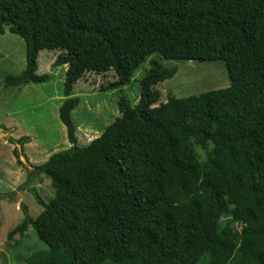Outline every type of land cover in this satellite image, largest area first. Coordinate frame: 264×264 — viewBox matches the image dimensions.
I'll list each match as a JSON object with an SVG mask.
<instances>
[{
    "label": "trees",
    "instance_id": "16d2710c",
    "mask_svg": "<svg viewBox=\"0 0 264 264\" xmlns=\"http://www.w3.org/2000/svg\"><path fill=\"white\" fill-rule=\"evenodd\" d=\"M5 29L25 44L24 70L5 87L49 80L40 51L67 66L58 117L69 149L26 166L18 146L29 138L9 139L26 184L42 176L55 195L46 203L30 188L42 211L23 209L7 235L31 227L47 247L27 264H264V0H0ZM154 54L222 61L229 85L158 104L176 69L151 60L137 103L119 98V116L78 146L75 84L112 73L100 92L120 89ZM196 147L211 148L200 169ZM96 168L100 186L63 206Z\"/></svg>",
    "mask_w": 264,
    "mask_h": 264
},
{
    "label": "rangeland",
    "instance_id": "374dc122",
    "mask_svg": "<svg viewBox=\"0 0 264 264\" xmlns=\"http://www.w3.org/2000/svg\"><path fill=\"white\" fill-rule=\"evenodd\" d=\"M57 55L58 52L54 51L38 53L37 74L48 75L47 82L7 88L6 77L18 76L24 70L25 44L19 36L10 34L6 29L4 34L0 35V243L2 251L10 260L9 264H27L26 259L32 254L48 251L31 227L23 236L16 234V239L13 237L7 240L8 233L22 223L23 209H26L33 219L42 211L29 191L30 188H34L46 203L55 196L49 180L42 176L26 184V173L16 165L12 155L14 145L9 139L29 138L22 149L18 146L22 150L20 160L26 166L28 163L39 165L50 155L69 149L65 127L58 117V109L65 100L62 89L67 66H53ZM151 60L158 61L164 68L176 69L170 80L160 84L158 104L165 103L169 95L184 98L224 89L229 85L222 61H173L165 60L156 54L149 57L136 70L130 82L120 89L100 92L101 87L113 80L112 73L87 74L75 84L71 95V98L79 100V104L71 113L72 122L76 126L78 146H85L97 138L119 116V98H126L130 106L137 103L140 80L149 70ZM194 150L197 155V167L200 169L211 148L202 150L196 147ZM102 181L100 169L96 168L80 183L78 191L70 190L61 199V204L68 206L80 198V201L87 199V195L99 187ZM71 196L74 198L71 199ZM237 225H234L236 233L239 230ZM104 264L113 263L107 261Z\"/></svg>",
    "mask_w": 264,
    "mask_h": 264
},
{
    "label": "crops",
    "instance_id": "0c3cea01",
    "mask_svg": "<svg viewBox=\"0 0 264 264\" xmlns=\"http://www.w3.org/2000/svg\"><path fill=\"white\" fill-rule=\"evenodd\" d=\"M16 208H15V212H16ZM15 238V237H14ZM16 239V238H15ZM7 242H9V241H7ZM3 259H5V260H3ZM2 260H3V262H2ZM9 258L6 256V253L4 252V251H2V249H1V243H0V264H9Z\"/></svg>",
    "mask_w": 264,
    "mask_h": 264
}]
</instances>
